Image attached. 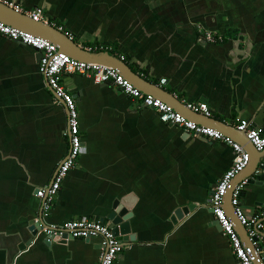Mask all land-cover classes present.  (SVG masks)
I'll use <instances>...</instances> for the list:
<instances>
[{"label": "crops", "instance_id": "1", "mask_svg": "<svg viewBox=\"0 0 264 264\" xmlns=\"http://www.w3.org/2000/svg\"><path fill=\"white\" fill-rule=\"evenodd\" d=\"M13 1L23 11L42 9L44 21L78 47L122 59L173 98L128 80L134 87L184 118L218 131L188 115L187 105L205 103L208 118L235 129L245 120L264 133V0ZM203 32L220 40L205 42ZM36 56L0 35V264H99V238L46 243L28 230L40 207L35 190L50 183L68 150L66 109L38 73ZM61 83L74 98L84 150L45 224L84 217L109 226L114 200L132 195L135 241L114 264H239L208 207L233 149L162 123L111 85L78 74H64ZM254 153L255 161L262 156ZM241 193L245 216L258 217L264 175ZM190 205L174 225V211Z\"/></svg>", "mask_w": 264, "mask_h": 264}, {"label": "built area", "instance_id": "2", "mask_svg": "<svg viewBox=\"0 0 264 264\" xmlns=\"http://www.w3.org/2000/svg\"><path fill=\"white\" fill-rule=\"evenodd\" d=\"M0 2L17 13L26 15L35 23L45 22L42 9L35 8L23 11L13 0H0ZM62 31V28H57ZM63 32V31H62ZM69 38L70 34L65 33ZM0 35L7 37L14 42H20L25 46L37 50L41 53L38 62V71L43 77L47 87L53 92L56 100L58 99L66 109V136L68 139V150L65 157L60 161L50 183L41 187L36 192V197L40 200L38 216L33 223L38 224V233L47 239L63 237L71 239H91L101 240L99 264H114L123 246L116 238L108 225L92 218H74L59 226L46 225L44 219L49 215L52 204L60 189V186L69 171L76 165L77 158L82 154L84 147L81 140L79 120L76 104L61 83L64 74H78L91 78L97 84H108L132 100H139L144 108L156 112L159 120L164 124H171L183 130L184 133L196 138H205L211 141H221L230 146L235 152L232 166L223 174L221 179L213 188L210 198V208L216 221H218L222 233L228 238L232 254L239 264H264V207L258 217H246L239 205V197L246 184L244 180L238 184L231 195V206L234 208L238 222L245 228L250 246L243 244L238 234L234 230V223L224 212L222 205L224 196L230 186L232 179L242 172L248 162L249 155L238 144L220 132L194 123L174 111L169 105L150 95L143 94L134 87L117 70L98 63H88L78 61L70 56L59 52L57 47L48 40L33 36L30 33L13 28L0 22ZM205 42L214 43L220 38L210 32H203L200 35ZM84 50L95 52L94 49L87 47ZM165 79L160 81L161 84ZM191 112L210 117V111L205 103H197L186 106ZM238 131L244 132L247 140L258 151L264 149V133L253 127L251 123L241 120L237 126Z\"/></svg>", "mask_w": 264, "mask_h": 264}, {"label": "water", "instance_id": "3", "mask_svg": "<svg viewBox=\"0 0 264 264\" xmlns=\"http://www.w3.org/2000/svg\"><path fill=\"white\" fill-rule=\"evenodd\" d=\"M0 22H3L4 24H9V26L22 30L24 32L30 33L33 36H37L43 39L48 40L50 43L55 45L59 52H62L71 58H74L78 61H84L88 63H98L106 65L112 69L117 70L120 74L123 75V77L134 84H136L139 87H142L143 90H147L148 92L151 91L153 93H165L168 96L172 95L166 93L164 90H162L159 87H156L145 80H143L140 76H138L136 73H134L123 61L122 59H118L108 52H88L84 50L81 47H78L72 38H69L65 33L62 31H59L54 26H52L49 23L39 22L35 23L32 20H30L26 15H23L21 13H17L14 10L10 9L6 5L2 4L0 2ZM20 43V42H18ZM22 44V43H20ZM23 45V44H22ZM36 51V61L37 64L39 62L41 53L37 50ZM39 73V71H38ZM40 74V73H39ZM155 88V89H154ZM51 91V90H50ZM52 92V91H51ZM145 93L144 91H141ZM147 94V93H145ZM52 95L53 92H52ZM169 98H166L168 101ZM57 101H59L57 99ZM176 102L181 104L178 100L175 99ZM60 102V101H59ZM170 102V100H169ZM61 103V102H60ZM62 104V103H61ZM168 105V104H167ZM183 106V105H182ZM189 117H191L193 120L203 121L207 124L213 125L215 129H217L222 135L229 137L232 141L235 143H238L244 151L249 155V162L246 166V168L240 172L238 175H236L231 183L230 186L224 196L223 199V205L222 208L226 215L230 218V220L234 223V230L238 234L239 238L243 242L244 245L250 246V242L247 237V233L245 228L238 222L235 213L234 208L231 206V195L235 187L243 182L246 181V184H258L259 182L263 181V175H264V163L260 164L261 160L264 159V149L262 151L256 150L251 143L247 140L244 132L238 131L234 127H229L225 125L224 123H220L218 121H215L214 119L210 118H203L200 114L192 113L188 110ZM194 122V121H193ZM213 127V128H214ZM186 134V133H185ZM188 135V134H186ZM189 136V135H188ZM83 144V143H82ZM84 147V146H83ZM254 151L258 152V154H262V156H259V158L255 161L256 154ZM257 175L259 177L258 181L252 179L253 175ZM216 186V185H215ZM214 186V187H215ZM41 188V187H40ZM39 188L35 190L36 192ZM242 194V193H241ZM240 194V196H241ZM135 199L132 197V195H126L120 199L114 200L111 206L110 213L106 216V219L108 222H110L109 228L112 232V234L119 239L121 242L123 248L127 247L131 242L135 241L134 237L131 233V226H130V219L132 218V204L134 203ZM210 212H212V209L210 208V202L208 204ZM195 209V207L187 206L183 207L181 209H177L174 211L173 216L171 217V221L174 225L178 224L181 220H183L186 216L189 215L190 212H192ZM104 218L99 219V222L103 223ZM217 225H219L218 221L215 222ZM220 226V225H219ZM38 224H35L30 222L28 230L31 232L33 236H37L38 234ZM69 240H72L70 237H63L62 240H58L57 238H53L51 240H48L46 243H50L51 241H60L62 243L67 242ZM86 241H89L90 239H85ZM23 245L20 246L22 248Z\"/></svg>", "mask_w": 264, "mask_h": 264}]
</instances>
